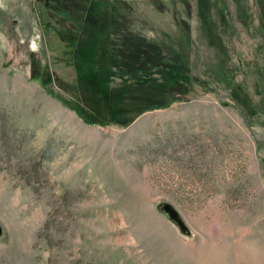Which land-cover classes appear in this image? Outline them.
Segmentation results:
<instances>
[{"label":"rangeland","instance_id":"obj_1","mask_svg":"<svg viewBox=\"0 0 264 264\" xmlns=\"http://www.w3.org/2000/svg\"><path fill=\"white\" fill-rule=\"evenodd\" d=\"M0 230V264H264V0H0Z\"/></svg>","mask_w":264,"mask_h":264},{"label":"trees","instance_id":"obj_2","mask_svg":"<svg viewBox=\"0 0 264 264\" xmlns=\"http://www.w3.org/2000/svg\"><path fill=\"white\" fill-rule=\"evenodd\" d=\"M81 26L82 25H76V27H75L73 25L70 29H64V31H60L57 35L59 40H61V41L66 40V41L71 42V43L75 42L77 35L81 32ZM66 31H68V33H64ZM64 34H66V35L68 34L67 38H65ZM77 58H78V64L86 63L84 56H81L78 54ZM91 78H92V76H91Z\"/></svg>","mask_w":264,"mask_h":264},{"label":"water","instance_id":"obj_3","mask_svg":"<svg viewBox=\"0 0 264 264\" xmlns=\"http://www.w3.org/2000/svg\"><path fill=\"white\" fill-rule=\"evenodd\" d=\"M1 231V230H0Z\"/></svg>","mask_w":264,"mask_h":264}]
</instances>
